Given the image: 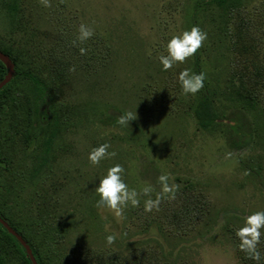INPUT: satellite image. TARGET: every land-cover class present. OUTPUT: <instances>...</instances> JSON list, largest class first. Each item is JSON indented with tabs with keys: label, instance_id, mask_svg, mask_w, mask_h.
<instances>
[{
	"label": "rangeland",
	"instance_id": "obj_1",
	"mask_svg": "<svg viewBox=\"0 0 264 264\" xmlns=\"http://www.w3.org/2000/svg\"><path fill=\"white\" fill-rule=\"evenodd\" d=\"M239 1L223 15L216 0H49L48 7L0 0V49L48 87L38 94L19 80L14 89L27 104L0 119V213L50 264H101L93 253L104 250L124 255L122 264H147L151 258L137 250L147 236L177 264H240L235 232L246 216L264 211V133L244 152L229 149L225 125L203 130L194 117L204 89L185 95L180 87L178 75L194 72V56L168 71L158 59L173 35L199 26L207 33L200 65L221 117L226 105L244 106V84L264 113V0ZM82 23L94 35L80 43ZM129 111L137 128L113 125ZM104 142L117 156L94 166L88 153ZM117 163L130 188L152 187V199L157 176L178 185L174 199L151 210L163 226L141 233L145 196L122 218L97 207L93 189ZM168 207L179 217L186 207L197 219L173 221V212L167 219ZM108 234L116 236L111 245ZM257 248L264 259V236ZM8 264L22 262L12 255Z\"/></svg>",
	"mask_w": 264,
	"mask_h": 264
},
{
	"label": "trees",
	"instance_id": "obj_2",
	"mask_svg": "<svg viewBox=\"0 0 264 264\" xmlns=\"http://www.w3.org/2000/svg\"><path fill=\"white\" fill-rule=\"evenodd\" d=\"M218 6V9L221 14L226 15L231 11L237 9L239 7V0H216L215 2ZM5 7L6 4H4ZM9 9V8H8ZM2 53L11 58L12 62L15 65V73L12 79L0 89V119L3 116V112L9 108H18L21 105L27 104V99H25L24 95L21 92L14 89L17 82L19 80H25L28 82L33 90L38 94H45L48 90L47 83L42 80L38 75L31 73L29 71L22 70L20 68V63L15 55L10 51V49H0ZM194 72L200 73L203 72L198 52L194 55ZM9 74V69L6 64L0 59V84L7 78ZM204 92L201 96L200 102L196 105L194 109V117L198 123V126L203 130H214L222 125H225L226 130L224 131V140L227 147L236 152H244L245 150L251 148L256 144V141L263 140L264 133V113L260 108V104L258 103V98L251 91H249L245 84L242 87V91L239 94L241 96V100L244 103V106H236V105H226L227 115L226 117H221L216 105L215 99L210 90L208 89V85L206 81L204 82ZM46 113L44 117H46ZM225 118V119H224ZM113 125L120 127L113 120ZM137 126L133 121H130L129 125ZM129 126V127H130ZM129 127H123V130L130 131ZM122 128V127H120ZM5 157L0 155V165H5ZM251 162H253L251 160ZM243 167L248 169V163L241 162ZM251 165V164H250ZM254 167V165H252ZM250 168V167H249ZM252 170H254L252 168ZM189 193L192 191V186H187ZM185 201V199L183 200ZM167 200L163 201V204H168ZM169 208V207H168ZM181 211V217L178 214H175L172 208H169L171 211L170 214L164 216L167 219L171 217L173 212V221L175 218H179L180 222H182L187 217H191L193 219H197L195 214L189 212L188 208L184 207ZM196 208V207H195ZM134 210V209H128ZM133 212V211H132ZM199 213L200 210H198ZM158 213V210H157ZM132 214V213H131ZM130 214V215H131ZM146 221L143 224L141 233L149 234L155 226H163L161 221L163 220L159 213L157 217H151L154 215L151 211H147ZM126 216L128 214L126 213ZM160 217V218H159ZM0 264H8L9 258L13 256H18L21 259L22 264H33L31 261L30 254L27 252L26 248L22 243L18 240V238L13 235L8 228L4 225V222L7 223L9 227H11L17 234L23 237V239L29 245L32 255L34 256L37 264H50V262L43 257L39 249L30 243L29 240L26 239V236L22 232V230L15 225L11 220H9L5 215L0 213ZM198 223V220L195 221L194 225ZM149 239H140L138 246L141 249V254L146 255V260L151 258L147 264H177L174 257H172V252L167 251L164 246H156L152 247V242L150 236H147ZM258 251H260L258 249ZM95 252V251H94ZM238 256L240 259V264H264L263 255L261 253V260L259 262L253 261L248 258V254L241 251L239 249L238 244ZM93 256L98 262L107 263L108 264H122L125 257L122 254H119L112 250H104L101 252L93 253ZM154 258V259H153ZM154 260V261H153ZM142 264H145L143 262ZM190 264V263H189Z\"/></svg>",
	"mask_w": 264,
	"mask_h": 264
},
{
	"label": "clouds",
	"instance_id": "obj_3",
	"mask_svg": "<svg viewBox=\"0 0 264 264\" xmlns=\"http://www.w3.org/2000/svg\"><path fill=\"white\" fill-rule=\"evenodd\" d=\"M44 7L49 6V0H41ZM94 35L93 29L85 24H80L76 41L85 42ZM207 40V33L199 26H192L190 30H185L179 35H173L166 45V54L158 57L163 71L172 69L177 63H184L192 58ZM74 41V43L76 42ZM80 54L84 55L86 49L81 47ZM74 70V69H70ZM206 76L204 72L195 73L185 68L178 75V81L182 92L195 95L204 88ZM135 120L132 112H124L116 117L115 123L120 127H129L130 121ZM112 145L104 142L91 149L88 153V161L97 166L101 161L112 159L117 156L116 151L110 150ZM124 168L117 163L107 169L106 175L99 180L94 187V192L99 199L97 207L110 210L116 218H122L124 211L129 206L135 208L140 205V197H148L144 200V210L151 211L157 208L163 198L174 199L178 185L169 183V175L161 174L156 180L160 186V191L155 194V199L149 195L153 189L146 185L138 192L135 188H130L124 180ZM264 211H256L244 218L243 226L240 227L235 235L239 239V249L248 254V258L259 262L261 253L258 251V244L264 236ZM107 231V229H106ZM116 239L115 234L105 236L106 243L111 245Z\"/></svg>",
	"mask_w": 264,
	"mask_h": 264
},
{
	"label": "water",
	"instance_id": "obj_4",
	"mask_svg": "<svg viewBox=\"0 0 264 264\" xmlns=\"http://www.w3.org/2000/svg\"><path fill=\"white\" fill-rule=\"evenodd\" d=\"M0 59L6 64L7 68L9 69V74H8L7 78L0 84V89H1L12 79V77H13V75L15 73V65L12 62V60L10 59V57H8L7 55H5L2 52H0ZM4 225L8 228V230L13 235H15L18 238V240L22 243V245L25 246L27 252L30 254L32 263L33 264H37L34 256L32 255V252H31V249H30L29 245H27V242L23 239V237L20 236L19 234H17L11 227H9L7 225V223L4 222Z\"/></svg>",
	"mask_w": 264,
	"mask_h": 264
}]
</instances>
